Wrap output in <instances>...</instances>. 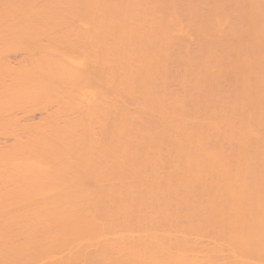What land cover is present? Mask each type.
<instances>
[{"label": "bare ground", "instance_id": "1", "mask_svg": "<svg viewBox=\"0 0 264 264\" xmlns=\"http://www.w3.org/2000/svg\"><path fill=\"white\" fill-rule=\"evenodd\" d=\"M0 264H264V0H0Z\"/></svg>", "mask_w": 264, "mask_h": 264}, {"label": "rangeland", "instance_id": "2", "mask_svg": "<svg viewBox=\"0 0 264 264\" xmlns=\"http://www.w3.org/2000/svg\"><path fill=\"white\" fill-rule=\"evenodd\" d=\"M13 58H14V57H13ZM13 58H12V56H11V58H10V59H11V61L13 60V62H15L14 60H16V59H15V58L13 59ZM10 59H9V60H10Z\"/></svg>", "mask_w": 264, "mask_h": 264}]
</instances>
